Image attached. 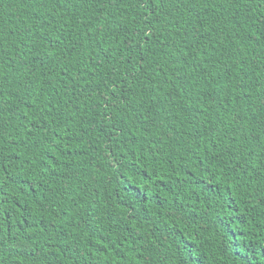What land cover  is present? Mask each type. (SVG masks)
Wrapping results in <instances>:
<instances>
[{
	"label": "trees",
	"instance_id": "obj_1",
	"mask_svg": "<svg viewBox=\"0 0 264 264\" xmlns=\"http://www.w3.org/2000/svg\"><path fill=\"white\" fill-rule=\"evenodd\" d=\"M0 264H264V0H0Z\"/></svg>",
	"mask_w": 264,
	"mask_h": 264
}]
</instances>
